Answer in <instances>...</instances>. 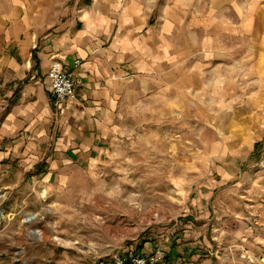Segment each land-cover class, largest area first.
Here are the masks:
<instances>
[{
    "label": "crops",
    "instance_id": "crops-1",
    "mask_svg": "<svg viewBox=\"0 0 264 264\" xmlns=\"http://www.w3.org/2000/svg\"><path fill=\"white\" fill-rule=\"evenodd\" d=\"M70 1L0 0L4 195L19 192L23 176L43 161L51 177L70 164L93 169L111 141L159 113V102L175 107L172 100L189 101L193 92H204L206 64L232 61L240 41L243 50H253L256 35L264 45V0H89L81 6ZM54 62L82 82L78 102L59 111L46 80ZM199 142L192 156L196 195L189 196L185 220L169 234V264H264L263 184L255 176L242 184L245 159L238 139L230 154H222L226 145L220 139ZM210 164H217L212 180ZM204 177L207 183L201 184ZM228 193L233 202L223 204Z\"/></svg>",
    "mask_w": 264,
    "mask_h": 264
},
{
    "label": "rangeland",
    "instance_id": "rangeland-1",
    "mask_svg": "<svg viewBox=\"0 0 264 264\" xmlns=\"http://www.w3.org/2000/svg\"><path fill=\"white\" fill-rule=\"evenodd\" d=\"M84 2L89 0H78L79 6ZM255 37L249 51L237 41L240 48L232 52V61L222 59L212 68L205 63L204 92H193L189 101L172 100L175 107L159 102V113L111 141L93 169L70 164L51 177L43 161L23 176L19 192L0 193V264H113L159 254L169 264V234L185 220L189 196L196 195L192 156L201 139L222 140V154L235 152L238 139L245 159L242 184L247 186L248 177L255 176L264 186V45ZM203 59L192 60L202 64ZM220 88L222 98L216 95ZM213 165L207 169L210 180L216 178L210 172ZM222 201L232 203V195H223Z\"/></svg>",
    "mask_w": 264,
    "mask_h": 264
},
{
    "label": "built area",
    "instance_id": "built-area-1",
    "mask_svg": "<svg viewBox=\"0 0 264 264\" xmlns=\"http://www.w3.org/2000/svg\"><path fill=\"white\" fill-rule=\"evenodd\" d=\"M80 63L79 60L74 62L75 69L79 68ZM46 80L49 82V96L55 110L59 111L68 102H78V89L81 87L82 82L73 73L66 71L62 63L54 62L46 76ZM113 264H166V262L165 256L159 254L149 258L131 256L130 258L120 259Z\"/></svg>",
    "mask_w": 264,
    "mask_h": 264
}]
</instances>
